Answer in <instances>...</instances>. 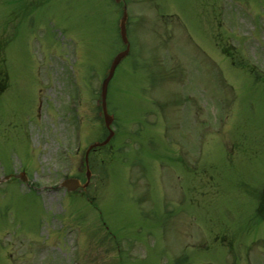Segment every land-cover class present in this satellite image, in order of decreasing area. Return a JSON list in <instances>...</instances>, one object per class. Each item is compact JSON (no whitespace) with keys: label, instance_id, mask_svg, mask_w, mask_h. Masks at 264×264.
Returning <instances> with one entry per match:
<instances>
[{"label":"rangeland","instance_id":"1","mask_svg":"<svg viewBox=\"0 0 264 264\" xmlns=\"http://www.w3.org/2000/svg\"><path fill=\"white\" fill-rule=\"evenodd\" d=\"M124 5L115 136L69 192L49 184L86 181V148L108 133L121 4L0 0V174L33 181L0 185V264H264V0ZM177 140L202 151L197 173L167 157Z\"/></svg>","mask_w":264,"mask_h":264},{"label":"water","instance_id":"2","mask_svg":"<svg viewBox=\"0 0 264 264\" xmlns=\"http://www.w3.org/2000/svg\"><path fill=\"white\" fill-rule=\"evenodd\" d=\"M120 1V0H117ZM126 19H127V12H124L123 18L121 20V33H122V37L123 40L128 43V38H127V31H126ZM129 47L120 52L114 59L112 65H111V69L109 72V75L105 78L104 82H103V86H102V105H103V110H104V114H105V119H106V124L108 125V127H110V124L113 120V117L108 113L107 111V92H108V84L110 79L113 77L115 69L117 64L120 62V60L128 53ZM113 134V132H111V135ZM111 135L102 143H106L107 141H109ZM65 185L69 188V189H74L78 186V182L75 179H70L68 180Z\"/></svg>","mask_w":264,"mask_h":264},{"label":"flooded vegetation","instance_id":"3","mask_svg":"<svg viewBox=\"0 0 264 264\" xmlns=\"http://www.w3.org/2000/svg\"><path fill=\"white\" fill-rule=\"evenodd\" d=\"M166 136H167V132H166ZM5 257H6V258H5V259H6V261H5V262L7 263V262H8V260H7V255H6Z\"/></svg>","mask_w":264,"mask_h":264}]
</instances>
